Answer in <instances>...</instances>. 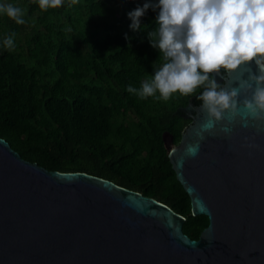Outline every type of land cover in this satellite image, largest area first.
Returning a JSON list of instances; mask_svg holds the SVG:
<instances>
[{"label": "trees", "instance_id": "obj_1", "mask_svg": "<svg viewBox=\"0 0 264 264\" xmlns=\"http://www.w3.org/2000/svg\"><path fill=\"white\" fill-rule=\"evenodd\" d=\"M145 2L79 0L41 10L35 0H0L23 8L26 20L0 15V137L49 170L85 171L156 198L185 216L184 232L197 239L209 218L192 214L168 147L191 123L182 107L201 103L202 86L167 101L127 92L163 62L147 38L159 10L146 12L141 30L129 27L127 13ZM12 32L9 51L2 42Z\"/></svg>", "mask_w": 264, "mask_h": 264}, {"label": "water", "instance_id": "obj_2", "mask_svg": "<svg viewBox=\"0 0 264 264\" xmlns=\"http://www.w3.org/2000/svg\"><path fill=\"white\" fill-rule=\"evenodd\" d=\"M182 111L191 123L169 158L192 214L209 218L199 238L156 198L85 171L49 170L0 137V264H264V131L237 122L226 136L217 124L181 165L205 120L192 100Z\"/></svg>", "mask_w": 264, "mask_h": 264}, {"label": "clouds", "instance_id": "obj_3", "mask_svg": "<svg viewBox=\"0 0 264 264\" xmlns=\"http://www.w3.org/2000/svg\"><path fill=\"white\" fill-rule=\"evenodd\" d=\"M35 2L47 10L71 7L79 0ZM150 8L159 11L147 38L163 62L158 67L154 63L155 74L142 79L139 87L129 84L126 90L141 100L155 95L167 101L173 93L188 96L202 86L196 99L205 120L196 131V143L184 149L181 165L184 157L198 155L205 133L215 134L217 124L226 136L237 122L244 128L254 122L258 134L264 131V0H147L127 13L131 30H141V18ZM0 15L17 25L26 23L24 9L11 3H0ZM15 37V32L6 35L3 47L14 50Z\"/></svg>", "mask_w": 264, "mask_h": 264}, {"label": "flooded vegetation", "instance_id": "obj_4", "mask_svg": "<svg viewBox=\"0 0 264 264\" xmlns=\"http://www.w3.org/2000/svg\"><path fill=\"white\" fill-rule=\"evenodd\" d=\"M224 71H225L224 69H221V72H222V73H223ZM216 79H217V82H218V83H223V78H222V76H220V75H219L218 77L216 76ZM187 119H190V118H187Z\"/></svg>", "mask_w": 264, "mask_h": 264}]
</instances>
